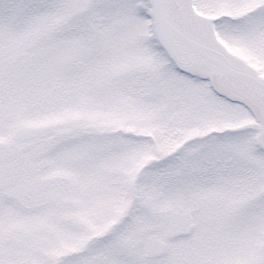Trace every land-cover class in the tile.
Wrapping results in <instances>:
<instances>
[{
    "label": "rangeland",
    "instance_id": "rangeland-1",
    "mask_svg": "<svg viewBox=\"0 0 264 264\" xmlns=\"http://www.w3.org/2000/svg\"><path fill=\"white\" fill-rule=\"evenodd\" d=\"M134 3L0 0V151L16 162L23 143H32L25 155H39L34 161L40 171L33 178L26 176L23 193L35 192L30 181L50 186L47 181L52 175L56 179L66 175L69 179L64 177L59 187H48L44 194L70 195L76 203L72 222L59 220L58 230L36 223L24 233L22 210L17 205L10 209L0 199V264H264V155L253 144L260 132L255 126L263 124L253 121L241 106L216 99L203 83L188 81L183 86L186 111H190L185 114L191 115L188 126L194 133L182 136L181 142L208 135L205 142L196 141L201 143L202 155L187 160L191 166L185 172L177 166L162 170L167 163L162 155H152L157 160L151 161L137 156L139 149L153 152L140 141H132V151L128 145L124 153L105 154L101 147L107 136L101 140L82 130L155 133L158 148L168 147L166 137L170 142L179 138L173 129H161L154 116H165L168 122L169 115L177 114L172 99L183 90L146 81L163 61L145 43V20L137 15ZM197 4L215 20L233 53L261 68L264 77V0H197ZM152 90L165 94L158 108L153 107L156 96L149 97ZM179 105L180 101L174 103ZM243 127L245 131L223 140L215 133ZM73 129L70 136L66 130ZM222 142L234 149L216 157ZM175 149L176 145L169 146L164 154ZM229 156L232 168L205 169L206 163L230 165ZM145 160L155 165L141 171L139 162ZM135 184L139 200L133 203ZM17 189V184L0 188V198L5 191L19 193ZM139 212L145 214L144 222L133 217ZM184 213H190L194 223L189 244L190 238L173 231ZM128 214L131 219L120 227V249L106 250L108 246L96 243L95 237L108 231L114 217ZM154 216L153 225L146 228V220ZM209 219L221 229L213 246L203 234ZM129 221L136 222L137 228L125 237ZM146 229L149 233L142 232ZM33 232L35 239L30 236ZM136 232L141 235L132 236ZM147 235L152 241L145 247Z\"/></svg>",
    "mask_w": 264,
    "mask_h": 264
},
{
    "label": "flooded vegetation",
    "instance_id": "flooded-vegetation-1",
    "mask_svg": "<svg viewBox=\"0 0 264 264\" xmlns=\"http://www.w3.org/2000/svg\"><path fill=\"white\" fill-rule=\"evenodd\" d=\"M135 6V10H136V0L134 3ZM137 13V12H136ZM146 26V32L143 36V39L145 41L146 44H148L149 48H151L152 50H154L156 53V57H160V59L163 61V71L162 68L160 70H156L155 72H157L155 75H151V77L149 75H147L146 77V81H149L150 83L155 82L157 87H160L159 84H161L163 86V84L165 85V88L168 90V88H173L176 87L180 90H183L181 94H177L176 96H173L174 103L176 101H180L181 105L179 106H174L173 103V109L175 110V113L177 114H171L168 117V122L166 121L167 118L165 116H154L156 117V119L159 121V123L161 124V129H173V132H178L177 133V137L178 140L175 141V139L171 142L169 141V139L166 137V141L168 143V147L171 146H175L176 145V149L174 150V152H170V153H166L167 155H165L164 153L167 151V148H158V140H157V135H155V133H144V135H140L139 133L141 132H135V131H127V130H114V129H103V131H100V128H95V133L99 136H107L105 137L108 140H105L104 144H107V150L111 153L117 154V153H124L125 150H131L132 151V141L136 143V141H140L143 144L144 149H150L153 150V152L147 154L143 149H139V152L136 153L137 156H141L143 155V157H147L151 160H157L156 157L152 158V155H162L163 156V160H165L167 163L166 164H162L163 166L161 167V169H165V168H169L170 166H174V167H181V171L185 172L187 171L188 167L191 166L187 160H195L199 157H201L202 152H201V143H196V141H203L205 142V139H207L208 135L204 136V137H200L198 136L197 138L195 137H190L188 138L187 141H183L181 142V137L182 136H186L189 135L190 133H194L193 131H190L189 128V124L191 121V115H186L185 113H189L190 111H186V105H185V93H184V88L183 86H187L189 82H194V83H200L202 84L201 81L199 80H195L194 78H189L186 77L183 74H178L173 68H171V70L169 69L168 66H170L168 60L166 59V57L164 56V54L154 46V42L152 40V38L149 36V30L148 27L145 23ZM76 31V30H74ZM86 31V30H84ZM155 57V56H154ZM155 57V58H156ZM164 67H165V71H164ZM88 72V69L86 70V73ZM166 72V73H164ZM172 72V73H169ZM169 73V74H168ZM155 76H157L155 78ZM137 78V77H136ZM191 84V83H190ZM193 84V83H192ZM205 84V83H203ZM55 86V85H54ZM198 87V86H196ZM204 90H208V92L210 94H212L216 99L222 100L224 102H226L227 104H231L230 102L226 101L224 98L218 96L216 93H214L209 87L208 85L205 84V87H203ZM170 91V90H169ZM149 97L152 99L156 96L155 102L153 107L158 108V106L162 103L161 100L159 98H164V92H160V93H155L153 90L148 93ZM181 95V97L179 96ZM232 105V104H231ZM113 106V105H112ZM181 111V114L178 115L179 110ZM178 115V116H177ZM249 116L252 118L253 121H255L253 119V117L249 114ZM178 119V122H177ZM93 119H91L92 121ZM185 120V122H184ZM177 122V124H176ZM169 124L167 128H165L166 124ZM255 126V125H254ZM261 127L263 125H260ZM260 126H255V128L258 130V128ZM254 128V129H255ZM93 129V128H92ZM229 129V128H227ZM235 129V128H234ZM238 130V129H237ZM246 130V127H243L241 129L238 130V132H243ZM217 137H220L221 140H223V138L225 137V139L229 138L227 135L228 134H218L217 131H215ZM167 134V133H166ZM259 134V133H258ZM257 137V135H255L253 137V144L255 142V138ZM40 140V139H38ZM232 143V138L229 139ZM169 141V142H168ZM40 142V141H39ZM39 142L37 144H39ZM134 143V145H135ZM170 143V145H169ZM177 143V144H174ZM182 143V144H181ZM25 144L26 142L23 143L24 147L21 148V152H20V156H19V161L22 164L20 167V171H18L17 175L13 174L12 172H10V170L8 169V167L13 164L14 161H12L10 159V155L7 152H2L0 151V188H10V187H14V185L17 184V195H16V199H17V203H18V207L20 210H22L23 212V220H22V225H23V232L26 233L28 230V228H30V225L36 224L37 225H43L46 226L47 230H50L53 226L58 230V226L57 224L60 223L61 219L63 221H69L71 219V211H73V199H71L68 195L65 194H58V195H49L46 196L44 193L46 192V188L50 187V189H55L57 187L60 186V184L63 182L61 179H50L49 181H47V183H50V186H44V184L40 183V181L37 182H33L30 181L28 184H31L34 189L35 192L31 191L27 194L23 193V190H25V188L27 187V180H26V176L27 178H33V176L36 175V173H38L40 171V169L35 168L36 169V173L34 175H28V173L25 170V164H27L26 162L32 161L33 163H35V159L39 157V155H29V157H27L25 155ZM174 144V145H173ZM129 145V149L128 146ZM228 143L227 142H222L221 148L216 149V157L217 154H222L223 152H228L231 151V149H234L232 147H227ZM146 147V148H145ZM239 147V146H237ZM243 148V147H240ZM137 149V144L135 147V151ZM166 150V151H165ZM257 151V150H256ZM258 152V151H257ZM131 154V152H130ZM230 155V154H229ZM264 155V154H263ZM167 156V157H165ZM231 157L232 154H231ZM231 157L229 156V159H227L228 161L231 159ZM40 158V157H39ZM171 158H175L172 164L169 163ZM146 159V158H145ZM44 161L46 159H43ZM231 161V160H230ZM229 161V162H230ZM188 163V164H186ZM224 164L226 166H224ZM155 165V162H149L146 163L142 161L139 162V166L142 170H145L147 168H151L152 166ZM228 166H230V168H232L233 163L230 162V165H228V163H224L222 161H219V163H217L216 165H208V163H206V167L205 169L210 170L211 168L215 169L216 167H218V169L220 167H223L225 169L228 170ZM56 170V168H55ZM56 176H58V173H56ZM11 177L13 179H11ZM61 177V176H60ZM66 183V182H65ZM14 194V191H10V192H6V193H11ZM43 192V193H42ZM44 194V195H43ZM14 196V195H13ZM15 197V196H14ZM258 197H260V195H258ZM11 200L14 201V198L11 197ZM261 200V199H260ZM188 205V204H187ZM45 211H42L44 210ZM36 211H41L39 216H35L34 213H36ZM57 215H60L61 217L58 218ZM143 215H145L144 213H137L135 216V220L139 222L142 221L144 222L143 219ZM157 215V214H156ZM221 216V215H220ZM154 216L152 217V219H147L145 226L146 228H149V226L153 225V223L150 224V220L153 221V219H155ZM192 216L190 213L187 214H182L181 217H179L176 222L174 223V227H173V231L176 233H181V235L183 236L184 239H189L190 236L192 235V231L194 228V223L192 222ZM181 219V228H177L176 224L179 222V220ZM60 220V221H59ZM149 222V223H147ZM155 223V222H154ZM122 222H118L116 220V217H114L113 221H112V227L108 228V231L105 232L103 235H100L99 237H96L97 240V244L100 245H104L108 246V248L106 247V250L108 249H114L116 247L117 244H120V241L118 240V236L123 232L121 227ZM140 224V223H139ZM143 224V223H141ZM147 224V225H146ZM150 224V225H148ZM130 227L129 229H125V237L131 235L132 230H134L132 227L137 228V223L130 221ZM135 225V226H133ZM144 225V224H143ZM205 231L203 232L204 235H206L205 237V241L209 244V246H213L214 244H217L216 241V236L219 235V233H221V229H219L217 226H214V223L212 220L209 219V226L205 225ZM136 230V229H135ZM134 230V231H135ZM147 231L144 232L145 230H143V233H149L148 229H146ZM171 230V229H170ZM154 230H152L153 233ZM151 233V235H152ZM262 234L264 236V228L262 231ZM34 237H33V236ZM32 235H30L33 239H35V236L37 235V233L33 232ZM48 235V234H47ZM140 236L136 233H132V236ZM147 237L150 238H145L146 240V246L150 245V241H152L151 236L147 235ZM134 240V238H133ZM189 243H193L192 237L189 239ZM138 246L140 247H144V243H139ZM133 262L135 263V261H130V263ZM85 264H102V263H85ZM106 264H117V263H106Z\"/></svg>",
    "mask_w": 264,
    "mask_h": 264
},
{
    "label": "water",
    "instance_id": "water-1",
    "mask_svg": "<svg viewBox=\"0 0 264 264\" xmlns=\"http://www.w3.org/2000/svg\"><path fill=\"white\" fill-rule=\"evenodd\" d=\"M149 1L158 36L179 66L208 77L218 92L245 103L264 123V78L216 40L211 21L195 13L191 0Z\"/></svg>",
    "mask_w": 264,
    "mask_h": 264
}]
</instances>
